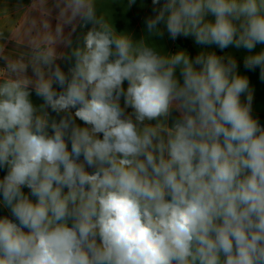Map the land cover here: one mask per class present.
Masks as SVG:
<instances>
[{
  "label": "clouds",
  "instance_id": "clouds-1",
  "mask_svg": "<svg viewBox=\"0 0 264 264\" xmlns=\"http://www.w3.org/2000/svg\"><path fill=\"white\" fill-rule=\"evenodd\" d=\"M97 4L33 0L23 37L0 31V264H264L249 78L231 55L148 40L245 49L264 81V0H152L138 40Z\"/></svg>",
  "mask_w": 264,
  "mask_h": 264
},
{
  "label": "crops",
  "instance_id": "crops-1",
  "mask_svg": "<svg viewBox=\"0 0 264 264\" xmlns=\"http://www.w3.org/2000/svg\"><path fill=\"white\" fill-rule=\"evenodd\" d=\"M32 2L33 0H0V31H5L7 35L8 30H12L14 33H17L19 37H23L25 30L29 27L30 20L33 17L39 16L37 11L28 7ZM162 3L163 0H161V4ZM97 7L101 12H109L112 23L118 32H128L133 35L134 39L137 40L142 36L147 37L148 34L145 20L147 17L154 15L152 11V0H136V2L130 7L128 0H98ZM209 18L214 19L212 17ZM55 22V19H53V25H55ZM88 27L90 28L91 25L89 24ZM86 30L87 29L78 28L77 33L73 35L74 42L76 36ZM65 31L67 32L68 28H66ZM33 35H35V32H33ZM178 38L176 40H172L165 30L163 37L152 36L148 37V40L150 43H154L158 49L167 53L174 54L178 50H186L193 59L201 51H214L217 55L233 56L237 60V71L239 74L246 75L249 78L250 87L254 89L253 115L257 117L260 124L264 126V81L260 79V70L258 67L254 71L248 70L244 67V58L249 54L247 50L236 49L235 47L230 46L229 48L221 51L215 45H197L194 41V38L191 36L187 38L180 36L181 39L187 40L190 43V47H185L178 42ZM7 46L10 48L9 54L11 56H16L20 53H26L28 51L26 47L14 46L13 42L11 41L8 42ZM261 49H264V45H257L256 50L254 49L253 51H260ZM59 63H61L62 69L67 71V65H65L63 61H60ZM177 76L179 77V70H177ZM126 87L127 83L125 82V88ZM245 98V96H242V101ZM31 99L36 105L42 103V100L36 97L34 92ZM121 104L123 105V99L121 100ZM49 111L51 112L50 109ZM127 111L130 112L131 109H128ZM52 116L56 117V114L52 113ZM56 118L59 119V117ZM76 122L81 126H84L82 121L77 120ZM4 175H6V169H0V179H2ZM23 191L25 194H30V190L26 187L23 189ZM30 198L35 199L34 197ZM0 200H2V194H0ZM6 210L10 216V219H14L10 210Z\"/></svg>",
  "mask_w": 264,
  "mask_h": 264
},
{
  "label": "trees",
  "instance_id": "trees-1",
  "mask_svg": "<svg viewBox=\"0 0 264 264\" xmlns=\"http://www.w3.org/2000/svg\"><path fill=\"white\" fill-rule=\"evenodd\" d=\"M178 42L185 47H190V43L187 40L181 39L180 37L178 38ZM5 215H7L10 218L6 208H4L2 204H0V217Z\"/></svg>",
  "mask_w": 264,
  "mask_h": 264
},
{
  "label": "rangeland",
  "instance_id": "rangeland-1",
  "mask_svg": "<svg viewBox=\"0 0 264 264\" xmlns=\"http://www.w3.org/2000/svg\"><path fill=\"white\" fill-rule=\"evenodd\" d=\"M256 50V49H255ZM255 52H258V51H253V53H255Z\"/></svg>",
  "mask_w": 264,
  "mask_h": 264
}]
</instances>
